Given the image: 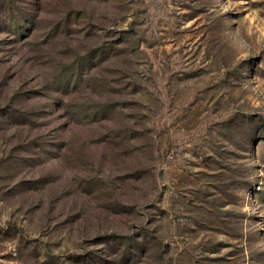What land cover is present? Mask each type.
Here are the masks:
<instances>
[{
  "label": "rangeland",
  "instance_id": "rangeland-1",
  "mask_svg": "<svg viewBox=\"0 0 264 264\" xmlns=\"http://www.w3.org/2000/svg\"><path fill=\"white\" fill-rule=\"evenodd\" d=\"M0 264H264V0H0Z\"/></svg>",
  "mask_w": 264,
  "mask_h": 264
}]
</instances>
